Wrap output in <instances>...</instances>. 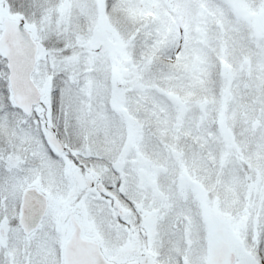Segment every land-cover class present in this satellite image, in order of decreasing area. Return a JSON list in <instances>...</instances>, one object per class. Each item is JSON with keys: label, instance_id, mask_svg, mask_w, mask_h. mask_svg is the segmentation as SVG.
<instances>
[{"label": "snow or ice", "instance_id": "1", "mask_svg": "<svg viewBox=\"0 0 264 264\" xmlns=\"http://www.w3.org/2000/svg\"><path fill=\"white\" fill-rule=\"evenodd\" d=\"M0 264H264V0H0Z\"/></svg>", "mask_w": 264, "mask_h": 264}]
</instances>
